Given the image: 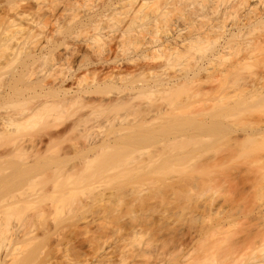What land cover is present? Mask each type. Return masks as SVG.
Masks as SVG:
<instances>
[{
    "label": "bare ground",
    "instance_id": "6f19581e",
    "mask_svg": "<svg viewBox=\"0 0 264 264\" xmlns=\"http://www.w3.org/2000/svg\"><path fill=\"white\" fill-rule=\"evenodd\" d=\"M148 36L150 38H148ZM61 45L64 46L63 50L70 49L75 54H79L80 60H78V57H76L73 60L72 66H69L68 72H64L61 67L64 62L66 63L65 60L67 59L66 56H63L64 52H59L57 50V48L59 49V46ZM256 51L260 52V57H258V55L256 56ZM116 52L124 53V61L121 60L124 62L123 64L118 62L120 61L119 58L116 59V56L119 55L115 54ZM121 53L120 55L122 56ZM156 59H159L163 62L160 63L161 61L158 60V63L161 65H170L172 68L176 66V71L174 72L173 70L172 74H166L165 72L163 73L161 70L160 73H157V70L155 72V68L159 65L156 63L157 61H154L153 63V60ZM86 60L88 63L84 62ZM111 62L113 66H111ZM116 62H118V64H116ZM86 63L88 65L89 63H92L94 64L93 66H95L94 68L92 67L93 70L91 69L92 75L90 76H92V78L89 79L84 73L88 70ZM256 63H260L264 67V0H0V171L3 172L5 170L11 169V173H9L10 171L7 172L9 173L7 175L6 173H3L5 175L0 177V197L2 198L8 193L10 194L11 191L13 193L16 189L18 190V187L19 189L23 188L24 186L22 185H26L28 181V184L36 183L34 181L35 179L33 178V180H29V177L37 175L29 176L30 173H36V170H34L35 167H26L21 169L20 164H26L28 162L35 163L53 158H57L58 160L59 157L63 158V156L64 158H59L60 160L58 161H61V159H71V156L68 158L69 156L67 155H72V157L75 158L76 164L77 161H79V165L81 162L80 166H82V168L84 167L83 165L87 164L85 166V170H83L84 168H81L80 171H78V173H83H81L79 176L77 175V177L75 175V178H73L71 181L75 186H80V189L83 188V191H86V189H84L85 187L83 186L86 184L87 191L88 185L92 186V190L95 189V187L93 188L92 180L99 176H101L99 177L101 179L105 172L110 169L113 170V168H117L119 171V174L116 178L119 180L120 186L117 185V188L119 187L122 189L125 186L123 181L131 183L135 182L136 187H133L132 189H136V192L139 191L141 184L143 185L145 184V181H151L154 179L150 178L152 175V177H154V172L158 171L157 173L159 175H156L160 176V173H166L165 170L161 171L163 168L165 169L167 166L171 168L173 165L175 166L178 160H183L184 157L178 158L175 156V158H173L174 156H172V154V158L169 156L170 151L172 152L171 147H174L173 145H176L173 148V150H175V148L179 146L178 142L181 143L183 139L185 141L189 139L190 141L186 142L189 145L188 142L191 143V140L193 141L194 139L195 143H198L202 137L208 135L210 138H208V136L202 138L204 144H206L204 140L206 138L212 139L215 136H220L221 133L226 134V132L229 135L230 133L228 132H230V130L225 131L224 126H226V129L234 128L231 126H233L236 121L231 120L234 123L233 125L228 121L231 114L230 112H236L238 107L242 106L239 104L240 102H248L247 97H242V95L245 94V91L246 93H251L253 97L259 96L255 97L259 98L257 99L259 101L256 104L253 103L256 99L249 102H252V104L255 106L258 105L256 109L261 110L260 107L264 106V71L260 70V73L251 71L252 69H255L252 68L253 65L257 67ZM98 64L101 68L98 67ZM81 67H86V71L84 70L83 72L84 74L82 73L80 75L78 74L79 76H74L76 75L74 71L79 69L81 70ZM158 67L161 66L159 65ZM72 68L73 70H71ZM243 68L252 69L249 70V73L246 70L244 73ZM242 73L247 75L243 76L244 74ZM32 75L34 76L32 77ZM73 76L75 77L74 80H71V83L73 82V86L71 84H67L68 86H65L67 80L71 79ZM144 76L147 77V79L144 78L145 80H143ZM239 80L244 82L245 86H243V88L248 87L246 90L244 89V91L243 88L239 86V88L244 91L242 95L240 91H236L238 93L233 91V94L231 92L233 88L230 89L231 91L229 90L230 93L224 91L222 92L221 90H224L225 88H222L221 86L222 89H220L219 87L224 82V86H227L228 82L233 83V81L237 82ZM226 82L227 85H225ZM201 83H207V85L210 84L211 86L209 89H206V85L204 87L206 90L202 88L204 91H201ZM234 84L235 83H233V85ZM188 85H190V89L193 88L194 85L199 86V91L197 89H195L196 92L194 91L195 98H192H194L195 101H198L199 105H201L200 103L204 101L203 104L205 103V105L203 107L196 105L198 103L193 102L192 98L189 99L190 97L188 96H192L193 94L191 91L189 92L190 89L187 88L189 87ZM182 86L183 89L187 88L188 90L186 89L187 91H185L191 93V95L186 96L188 93L184 92L183 89L181 92H179L178 88H182ZM228 86L226 88L229 89ZM112 89H114V92ZM238 89L236 88V90ZM225 90L228 91L227 89ZM103 93H105V96H103ZM157 93L158 95L161 94L159 97L162 96L163 98V95L167 97L170 96L171 93L173 95L178 93L182 95L186 93V95L181 96V98L180 96L178 97L177 102H174L177 107H175L173 110L172 108L168 107L169 104L166 106L164 103H156L157 101H154V103H149L148 101L147 103L146 100L147 104L145 105L141 103V100L138 102V97L141 98V95H144L143 97L146 98L145 96L147 95H155ZM215 93L217 94L216 96ZM106 94H109V96L106 97ZM197 94L202 96L201 98L203 101L199 100L200 96L196 98ZM203 94L205 96H203ZM249 94L248 96L251 97ZM173 95L171 96L173 97ZM206 95L208 97H206ZM210 95L213 97L211 98ZM233 95L235 97L238 95L243 98H240L241 100L239 99V103L237 102L238 99H232V101H236V103L234 101L236 106H234V104H231L230 106V103H228L231 101V97H234ZM187 97L188 101L192 103H188L187 101L183 102V98L186 100ZM149 98L150 96L148 97V100ZM224 98L230 101H223ZM164 100L166 103L170 102V100ZM217 101L219 103L220 101H223V104L226 102L227 105H229L225 106V104L222 105L221 103L218 104L220 105V108H217L219 106L214 105L215 102L217 104ZM232 101L231 103H233ZM260 101H263V106L261 105L259 107L258 103H260ZM178 102L180 104L181 102H183V104L187 102L191 106L189 109L193 108V106L197 109H200L197 111V109L194 110L193 108L192 110L195 112L190 110L192 111L191 113L187 109V103L186 105L184 104L186 106L185 108L183 104L181 106ZM178 104L180 107H184L185 109L179 110L180 108ZM173 105L174 104H172L171 107H174ZM221 105L224 106L222 107L223 109L221 108ZM110 106L115 107L114 109H125V112L118 117L108 119V125L106 127L107 130L103 129V131H98L96 127H99V124L92 122L94 118L90 116L92 114L94 116L95 113L101 109H106V107L111 108ZM235 107L237 108L236 110ZM216 108L222 109L223 112L226 111L225 114L227 113L229 118L227 117L228 115H226L225 121L224 119H220L224 118L225 115L222 110L217 111ZM241 108L238 109V113H241L243 109ZM175 109L177 111L185 110L188 111V113L184 111L185 114L183 112H179L178 114ZM230 109L232 111H230ZM263 109L264 108H262V110ZM172 111H174V113H172L174 114V117H171ZM193 112L194 114H199L201 112L202 115L204 114V117L201 119L202 115L201 117L199 115V118L189 114H193ZM180 113L184 115L181 114L182 116L178 117L177 114L180 116ZM238 113L236 112L235 114L238 115ZM235 114L232 118L235 117ZM96 115H98V113ZM205 118L207 122L205 121ZM223 122H226V124ZM156 124L157 126H155ZM227 125H231L229 126L230 128H227ZM74 130L75 132L82 134L79 135L76 133V135L78 134L79 137L77 139H79L80 142L79 140L75 141V136L73 143L71 142L72 144H68L69 147L66 148L68 150H66L65 147H63L65 151H63V149L61 150L60 148H56L54 151L55 155L53 157L47 155L45 150L47 148L46 146L45 149H42L44 148V145H42V147L39 146V143H42V140H44L42 139V136H45V144L47 145L52 141L62 138L66 132L70 131L69 133H73ZM95 130H97V133ZM252 130L250 131L251 133L244 131L247 135L241 133L244 134L242 135L241 139L244 140L241 142L242 144L237 143L239 139L235 135L238 134H231L232 137H236L234 138L235 140L237 139L236 141H234L233 138V141L231 140L232 142L229 140L231 135H226V138L229 137V139L224 137V140H229L231 142L229 143L231 146L237 147L235 143L242 146V150L238 149V154H251V150L253 149L254 151H257L260 150L259 148H264V142L259 143L255 138V136L259 134H264L262 133L264 132V126L259 128L260 132L257 131L258 129L254 130L253 132ZM91 131L93 133H91ZM189 132L194 133L193 135L201 134L198 136L201 138L198 139L196 136H194L196 139H192L190 136L192 134ZM26 137L28 138V141ZM80 138H83L84 140L81 142ZM262 140L264 139L262 138ZM203 141H201L202 144ZM206 141L210 143L212 140L210 141L206 139ZM159 142L161 143L159 145H162L163 147L166 146L164 147L167 150L166 152H168V149L170 148V151L168 152V156L170 158L167 159L166 156H163L164 161H162L160 159L162 157L155 156L158 154H155L154 158L150 156L153 155V153L148 154L151 157L150 158L147 156V158L149 157L150 161H147L148 159H141L142 161L140 162H144L143 160L147 161L148 163L151 162V165L149 164L151 170L147 166V172L146 170L144 171V169H140V167H145V165L148 163L141 165L140 162H135L136 159L133 161V153H135L136 158V156L139 155L141 149L146 150L145 148H148L150 145L154 146L155 143V147H157L156 145ZM171 142L174 144H170L168 146V144ZM163 147L159 149H161L163 155H165V150ZM138 150L139 152H137ZM144 150L141 151L144 152ZM246 150L248 151L246 152ZM232 151H230V153L234 154V151ZM241 151H244L245 153H241ZM144 154L142 153L140 155L143 156ZM142 156L137 159L140 160ZM144 156H146V154ZM156 157L159 158L158 160L161 162L155 159ZM151 159H154V162H152ZM223 159L221 160L223 161ZM155 160H157L160 165ZM132 161L133 163L135 162V165H137L136 163L140 164L135 166ZM173 161L176 163L174 164ZM1 163H3V165H1ZM4 163L7 164V167L6 164L4 165ZM82 163L84 164L82 165ZM186 163H188V161ZM186 163L178 162L179 166H176L180 167L181 164L183 166L181 168L183 169L185 166L186 168L188 167V170L186 169L187 174H189L188 172L193 174V169H195V167L198 169H195V175L201 172H204L203 175L205 174V167L203 168L205 171H199V169L202 168V163L200 164V168L198 167V164H195L194 167L192 165L193 163H189V165H186ZM129 164H133L135 167ZM156 165H158V167H155V169L152 168ZM190 166H192V170L190 169ZM208 166L210 167V165ZM74 168L75 166L72 168V170H76ZM170 168L168 169L169 171L174 169ZM181 168L180 171L182 170ZM77 169L79 170V168ZM114 170L111 173L108 171V174H112L113 176L116 174H114V172L118 173L117 170ZM149 170L151 173H149ZM159 170L161 171L160 173ZM175 170L177 169L175 168ZM177 171L180 172L179 170ZM75 172V174H78L77 171ZM196 172L198 173L196 174ZM180 173L185 174L186 171L183 170ZM149 174H151V176ZM71 175H73V172H71ZM106 175L105 177H107ZM143 175L147 177L146 180ZM189 175L185 174L184 176L188 177ZM112 176H109L110 178L108 177L110 182ZM190 176L192 180L195 177L193 175ZM116 178L114 177L113 179L116 180ZM100 179L95 180L98 181ZM180 179L184 181L182 177L176 179L178 184ZM157 180H159L157 181L158 183L155 182L154 179V181H152L153 185L151 184L147 187L152 186L154 188L155 185H157L156 188H159L157 190L161 191L160 188H164L163 185L167 186L169 183L165 182L163 185H161L162 182L160 179ZM194 180L196 181V177ZM90 181H92V183H90ZM138 182H140V184ZM67 183L68 185L70 184L69 180L66 179L64 182H61L57 185L61 191L60 196L63 198L67 196H64L65 193H63ZM174 184L172 185L173 187L175 186ZM122 185L124 186L121 187ZM200 185L201 184H199V186ZM151 188H149L150 191ZM203 189L206 190L207 187L206 189L202 188L200 190L204 191ZM89 190L92 191L90 188ZM144 191L149 192V190L146 191L145 189ZM155 191L152 193L154 194ZM76 192L78 193L79 191ZM92 192L89 194L86 192L88 197H90ZM96 192L95 194H98L100 191L97 193ZM157 192L159 191H156L155 194ZM152 193H150V195ZM69 194L71 193H68V196ZM155 194L152 198L155 197ZM73 196L74 195L70 196V199L66 197V200L68 199L67 202H71V205L73 200L76 204L75 196H77V194L74 197ZM27 197L28 196L26 195V198ZM44 197L45 199L48 198L46 195ZM21 198L24 197H17V200L20 199L19 202H21ZM26 198H24V200ZM29 198L31 197L29 196L26 200H29ZM32 198L36 199L35 197ZM57 198L56 201H59ZM77 198L78 197H76V199ZM90 198L94 199L92 195ZM139 198L141 199L140 196ZM34 199L33 202L35 201ZM41 199V197L38 199L39 202ZM54 199L55 198H53L51 201H54ZM15 200L12 203H14ZM61 200L63 205L66 206V204H68L65 203V199ZM30 201H26V203L23 201L24 203H20V205H22H17V207H6L7 203L10 204L9 201H7L5 204L1 203V207L5 206L6 208H0L2 211L5 210L4 212H1L0 210V219L2 218L3 220L0 222L2 224L0 225L2 228L0 230V264H202L201 262L203 256L200 257L201 259L197 258L199 257L197 256L195 260V258H189L185 252L174 257H172L173 255H170V257L169 255L165 257L166 254H163L164 256L159 255V257L156 259H151L153 261H149L147 259L142 260V258L148 253V244L146 245L148 249L146 247H142V245L135 246L133 248L128 246V248V244L123 239V237L126 235V232L129 233V230V237L130 239L133 237V241L138 237L139 234L142 233L143 230L140 226L142 224L140 222H143L142 218V220L137 221V223L139 222L140 225L136 222V224H134L132 221V223L128 225L129 227L126 226L130 229L128 230L126 228L128 231H126L125 234L122 233L120 237H123L118 238L120 240L117 239L119 242H114V244H118L111 245L112 243H110L111 247H107L109 245L107 242V237H109V235L102 233L107 235L105 237L107 239L104 238V240H102V237L105 235H98V231V234L97 232V235L95 234V231L100 228H96V230H90L88 228L91 226V223L92 226L93 224L96 225V223H93L94 221H87L88 223H86L85 226H81V228H77V226H75L73 229H71L72 226H69L70 221H68V219H71L72 221V216H75L73 219H75L76 222L73 220L74 222L72 221V223H75L73 225H77L79 223L78 221L84 222L86 217L83 216L85 218H83V220L81 219L82 214H80L79 218V216L77 217V211H72V213L70 212L72 215H70V213L67 216L64 215L65 213L63 214L65 217H68L67 219L64 216L62 217L61 212L59 213L55 210L53 211V209V212L51 209H43V206L37 208L38 205L36 206L37 209H35V205H33V212H29L28 208L30 205L28 202ZM78 201L80 204L81 201L79 199ZM145 201L146 199L143 201V203ZM12 203L10 206H13ZM79 204L76 205L79 206ZM81 205L84 207L89 206L88 204L83 205V203H81L80 207H82ZM78 206H75V208ZM108 211H106V213ZM114 212L115 211L112 212L113 216ZM102 214L103 213H101V215ZM51 215L53 221L50 222L48 220L49 218L51 220ZM111 215L106 214L105 216L110 217ZM100 216H98L97 219H99ZM103 216L104 215H102V218L105 217ZM136 216L137 215L135 214V218ZM13 218L20 221L18 222L19 224ZM57 218L59 221L61 220L60 218L67 219V221L62 219L60 222H58ZM122 218H120V222H123L121 221ZM145 218L146 224L147 217L145 216ZM10 219L12 222L14 220L13 224L15 225V223H17V226H13V224L11 225V229L13 230L14 228L13 231L10 229L13 234L11 233L10 237L8 236L7 238L6 233H10L7 232L10 231V227L8 226L10 224ZM62 221H65V223ZM150 221L153 222V220L149 219L148 222ZM166 221L165 226L167 224ZM107 222L104 223V225L109 223ZM117 222H119V220ZM157 222V227L164 224H159L161 223L160 220ZM129 223L127 222V224ZM60 224H63L62 227ZM64 225L66 227L68 226L67 231L68 228H70L69 233L66 231ZM142 225H144V222ZM101 226L102 225L97 227ZM151 226L152 224L149 226L150 229L154 227ZM163 226L159 228V230L163 229ZM138 227L142 231L139 230ZM123 228L125 229V226ZM63 229H65V233L63 232ZM117 229H119V227ZM150 229L144 230V232H148ZM92 230H94V233H92ZM102 231H104V228ZM153 231L154 230L150 231L149 234L151 232L153 233ZM89 232L93 235L90 236ZM160 232H158V234ZM87 233L89 236H85L86 239L82 240V238H84L83 235H87ZM81 235L83 236L82 238H80ZM77 238L79 240H77ZM125 238H128V235ZM129 242L130 244H134L132 241ZM6 246L8 251H2L4 247L7 249ZM177 247L175 248L177 249ZM180 249L181 246L178 250ZM89 254L91 255V258L94 257V259H96L95 263L89 262ZM150 256L151 254H147L148 258H150ZM6 257L8 258L5 259ZM251 264H264V254L262 253L259 257L256 256L254 259H252Z\"/></svg>",
    "mask_w": 264,
    "mask_h": 264
},
{
    "label": "rangeland",
    "instance_id": "374dc122",
    "mask_svg": "<svg viewBox=\"0 0 264 264\" xmlns=\"http://www.w3.org/2000/svg\"><path fill=\"white\" fill-rule=\"evenodd\" d=\"M257 4H259V3H257ZM148 38H150V37L148 36ZM63 47L64 46L61 45V46H59V49L57 48V50L59 52H64L63 53V56H66L67 57V59L65 60L66 63L64 62L63 65H61V67H62V69H63L64 72H68L69 71L68 68H69V66H72L73 60L76 57H78L77 58L78 60H80V59H79V54L78 53L75 54L70 49L63 50ZM120 53H118V52L115 53L117 55L119 54L118 55L119 57L116 56V55H114V56L117 57L116 59L119 58V60H120V61H118L119 63L121 62L123 64L124 62H122V61H124L125 56L123 57L124 53H121L122 56L120 55ZM255 53H256V56L258 55V57H260L259 56L260 55V52L256 51ZM158 60L159 59L153 60V63H154V61H157L156 63H158ZM159 61H161V60H159ZM84 62H87V60L84 61ZM118 62H116V64H118ZM87 63H86V65H87V69L88 70L86 71L85 70L86 67L82 68L83 67L82 66L81 67L82 68L81 70L79 69L77 71H74V73L76 74L74 76H77L78 74L79 75L82 74L84 72V70H85L86 72H84V73L86 74L87 78L88 79L89 78H92V76H90V75H92L91 69L93 70V68L95 66H93L94 64H92V63H89V65ZM160 63H163V62L161 61ZM110 64H111V66H113L112 65V62ZM259 64L256 63L257 67L255 65L252 66V68H255V69H252V68L244 69L243 68L244 71L243 70L242 71L244 73H245V70L249 73L250 72L249 70H251V69H252L251 71H256V72H259L260 70L261 71H264V67L261 64L260 65ZM159 65L161 67H158ZM159 65L157 66L158 68L157 67L155 68V72L157 70V73H160L161 71H163V73L165 72L166 74H172L173 70L175 72L176 71L175 68H177L176 66L174 68H172L170 65H166V64L165 65L162 64L163 66L161 64H159ZM90 66H91V68H90ZM164 66H166V67H164ZM98 67L101 68L99 64H98ZM71 70H73V68ZM105 70H106V68H105ZM242 71H240V72H242ZM88 73H89V75H88ZM244 73H242V74H244ZM246 75L247 74H244L243 76H246ZM33 76L34 75H32V77ZM74 76L72 78L70 77L71 79H68L67 82L65 81L66 82L65 83V86H68L70 84L72 85L73 82L71 83V80L72 79L74 80V78H75ZM145 76L143 77V80L147 79V77H145ZM242 80L241 81L239 80L240 82L239 81H237V82L236 81H233V83H235L234 85H233L232 82L231 83L228 82V85L231 84L230 86H228L227 85V82H226L225 85H227L229 87V89L226 88L227 86H224V83L225 82L222 83V85H220L219 87H220V89H222L224 87L225 89L228 90V91H226L225 89L224 90H221L222 92L224 91V92H227V93L229 92L230 93V91H231L230 89L233 88L232 91H231L233 94L236 91H238V92L240 91L241 92V95H242L243 92L246 90V88H248V87H244L243 88V86H245V85H244V82H242ZM201 84H202L203 87L200 85V87H201L200 90L202 91L203 90L202 88H204L207 85V83L206 84L205 83H201ZM208 85L205 87L206 89H209L210 86H211L210 84H208ZM188 86L189 87H187V88L190 89V85H188ZM221 86H222V88H221ZM239 86L242 87L243 90L244 89L245 90L243 91L241 88H239ZM235 87L237 89L238 88L239 89L236 90ZM187 88L183 89V86H182V88L181 87L178 88V91L181 92V90L183 89L184 92H186L188 90ZM193 88H191L189 90V92L191 91V93L194 95L195 92H196L195 89H197L199 91V86L198 85H194ZM234 88H235V90H234ZM113 90L114 89H112V91ZM189 92H186V93H188L187 95H186V93H184V94L181 93L182 95H180V93H178L179 95L178 94H174L173 95L171 93L170 96L173 95L174 99H173L172 96L171 97L170 96H167L166 97L165 95H163L164 98L162 96L159 97V95H161V94L158 95V93L155 94L156 96L158 95L157 97L154 94L153 95H147V96H145L147 99L143 97L144 95H141L142 96L141 98L138 97V99H139L138 102H140V100H141V103L145 105V104L148 103V101H149V103H151V102L154 103V101H157L156 103H159V102L160 103H164L166 106H168L167 104H169L168 107L172 108V110H173L175 107H177V105L174 102H177L178 97L180 96V98H181V96H184V95H186V96L191 95V93H189ZM238 92H236V93H238ZM201 93H199V94H201ZM104 94L105 93H103V96H105ZM217 94H218V92H217ZM217 94L215 93V96ZM248 94L249 93H246V91H245V94L242 95V97H245V98L247 97V100H248V102H245L246 100L244 101L245 103L242 102L244 104V106H243V104L241 102L239 103V101L241 100L240 98H242L241 96H238L237 95L238 97L237 96L235 97L233 95L234 97H231V99H230L231 101H232V99H238L237 102L240 105H242L241 107L243 109L241 107H238L237 106L238 109L239 108L242 109L241 113H238V109L235 107V110L237 109L236 112L238 113V115L235 114L236 113L235 111L234 112H230L231 113L230 114V118H229V115L227 113L225 114L226 111L224 110L225 112H223V110H222L223 109L222 107H224L222 105H224V104H225V106H228L229 105V104L227 105L226 102H224V104H223V101H230V100H227V99L224 98L222 102L220 101V103H219L217 101V104H216V102L214 104L216 106H219L217 108H220V105H218V104H221L222 103V105H221V108L222 109H217L216 108L217 111L222 110V112L225 115L224 118H220V119H222V120L224 119V121H225L226 115H228L227 116L229 118L228 121L231 122L232 125L234 123L231 120L236 121L233 126L229 125L231 127H234V128H232L233 130L228 125H227V128H230V129H226V126H224V128H225V131H227V130L229 131L230 130V132H228V133H230L229 135H231L232 133L234 135L235 134H238V135H235V136H237V138L239 139V141L242 139V135L246 134L245 132L251 133L250 131L252 129H253L252 132L254 130H256V129H258L257 131H259V128H261L262 126H264V109L262 110V108H264L263 101H260V103H258L259 104V107L263 104L262 105L263 107H260L261 110L256 109L258 105L255 106L254 104H256L259 101V100H257L259 98H255V97H259V96L253 97L251 95V93H250L249 94V95H251V97H250V96H248ZM110 95H111V93H110ZM175 95H176V97H175ZM193 95L192 96H188V97H190L189 99H191L192 97L195 98V95L194 96ZM201 95H198L197 94L196 95V98L200 96L199 97V100L200 101H203L202 98H201L202 97ZM212 95H210L211 98L213 97ZM239 95H240V93H239ZM108 96H109V94L106 97H108ZM149 96H150V98L148 100V97ZM151 96H153L154 98L151 97ZM203 96H205V95L203 94ZM263 96H264V94H263ZM168 97H170V98H168ZM188 97L186 98V100H185V98H183L184 100L183 99H181V100H183V102L184 101H187L188 103H192V102H189L188 101ZM206 97H208V96L206 95ZM206 97H204V98H206ZM252 97H253V99H252ZM194 98H192L193 99L192 101L193 102H197L198 104H196V105H199V102L198 101H195ZM157 99H159V100H157ZM164 99H166V101H169L170 100V102L166 103ZM171 99H172V101H171ZM146 100H147V103H146ZM163 100H164V102H163ZM231 101L228 102V103H230V106H231V104H234V106H236L235 105L236 101L234 100L235 103H234V101H232L233 103H231ZM249 101H254L253 102L254 104H252V102L250 103ZM183 102H181V104L179 102L178 103L182 106ZM203 102L200 103L202 105V106L199 105L200 107H203L205 105V103L203 104ZM186 103H184V104L186 105ZM246 103H249V104H246ZM172 104H174L173 105L174 107H171ZM184 104H183V106L186 108V106ZM180 105H179V108H180L179 110L185 109L184 107H180ZM194 105H195V103H194ZM246 106H247V108H246ZM254 106H255V108H254ZM189 107H191V106L188 104L187 109L189 111L192 110L193 108H194V110L197 109L194 106H193V108H190V109H189ZM232 107H233V105H232ZM108 108L106 107V109L104 108V110L101 109L100 111H98L97 112L98 115H96L97 113H95L94 116H93V114L90 116V117L94 118V120H96V121L93 120L92 122H95V123L99 124V127L98 126L96 127V129H98V131L99 130L100 131H103V129H106L107 130V128H106L107 125H108V121L107 120L108 119H113L114 117H118L119 115L124 114V112H125V109H122V108H118L120 110L114 109L115 107H111V108H109V110H108ZM176 109H178V108H176ZM198 109H200V108H198ZM198 109H197V111H199ZM231 109H230V111H232ZM179 110L178 111L176 110L178 112V114H179V112H183L184 114H185V112L188 113V111H185L184 110L185 111L184 112V111H179ZM194 110H192V111H194ZM83 111H85V110H83ZM192 111H190V112L192 113ZM194 112H193V114H191V113H189V114L190 115H194L196 117H199V115H200V117H201V115H202L201 112H200L201 114L200 113L199 114L198 113L197 114H194ZM222 112H221V114H222ZM172 113H174V111H172L171 114ZM178 114H177L178 117H181L182 115H184V114L180 113V116H179ZM234 114H235V117L232 118L234 116ZM203 115H202L201 119L204 117ZM168 117H170V116H168ZM171 117H174V114H172ZM92 118H90V119H92ZM205 121H206V118H205ZM226 121H227V119H226ZM228 121H227V124H228ZM65 122H67V121H65ZM224 124H226V122ZM155 126H157V124ZM234 129H235V131H234ZM76 131H78V130H76ZM95 131L97 133V130H95ZM69 132H66L62 138H60L58 140H55V141H52L51 143H48L47 145L45 144V142H46L45 136L44 137L42 136V139H44V140H42L43 141L42 143H39V146L42 147V145H44L43 146L44 148H42V149H45V146H46L47 148L45 150H46L47 155H49L50 157H53L55 155L54 151L56 150V148L57 149L60 148L61 150L63 149V151H65V149L68 148L69 145L73 143V140L75 138H76L75 141L79 140V139H77V138H79L78 137V134L79 135H82V134H80L78 132H75V130L73 132L75 134L69 133ZM76 133H78V134L76 135ZM91 133H93V132L91 131ZM189 133H191V132H189ZM241 133H244V134H241ZM262 133H264V132H262ZM191 134L193 135L194 133H191ZM221 134H220L221 137L218 136L219 137L218 138V137L215 136L214 137L215 139L212 138V137H211L212 139H208L210 137L207 135L208 138H206V139L207 140H210V141L212 140L214 142L213 143L211 141L212 142V143L210 142L211 144L209 142H207L206 139H204L205 142H206V144H204V141H203L202 138H205L207 136L201 138V137H198L201 134H199V135L196 134V135H193V136L190 135L192 137V139L193 138L196 139V137L198 139L201 138L202 140L201 139L200 140L203 141V144L201 143L200 140L198 141V143L197 142L195 143V141L193 139L194 142L191 140V143L188 142L189 143V145H188L186 142L187 141H190V140L187 139V141H185L183 139V141L181 143L183 144L184 147L182 146L181 143L178 142L179 146H177L175 148V150H173V148L176 145H173L174 143L171 142V143L168 144V146L171 144L174 147L172 148L170 146L172 152L169 150L170 148L168 149V152L170 151V155L168 154V152H166L167 150L164 148L166 146L163 147L162 145H159V144H161L160 142L157 143V145H156L157 147H155V144H156L155 143L154 146H151L150 145L148 148H145L146 150L141 149V150H144V152H142L139 149L140 152H139V150L137 151V152H139V155L142 154V153L144 154L145 151H146V153H145L146 156H144L145 154L143 156L140 155V156H142L140 158V160H138L140 156L137 155L138 157L136 156V158H135V153H133L134 158L132 160L134 161V159H136L135 162H140V161H142L141 159H145V160L148 159L147 161H150L149 160V157L152 156V158H154V155L155 154H158V155H155L157 157L158 156L162 157V158H160L162 161H164V157L165 156H166L167 159L170 158V157L172 158V156H174L173 158H175V156L178 157V158L179 157H181V158L182 157H184V158L186 157L185 159L183 158V160H178V162H180V163H183V162L186 163L188 161V163H186V165L187 164L189 165V163L190 164L193 163L192 165L194 167H195V164H198L199 165L198 166L199 168L202 166V168H200L201 170L199 169V171H205V169H203V168L204 167L206 168V171H205V174H204L205 176L203 175L204 172L203 173L202 172L201 173L196 172V174L198 173L197 174L198 177H197V175H195V173H194L195 172V169H197L196 167H195V169H193V171H194L193 174L191 172H188L189 174L191 173L190 175H193V176L196 177V181L194 180L195 177L194 178L192 177L193 178V180H192L191 179V176L189 174H187L188 167L186 168V166H185V168L183 169V168H181V167H183L181 164H180V167H178L179 166L178 162L176 163V162L173 161L174 164L175 163L176 164L174 166L173 165V162H172V165L173 166L171 168H174V169H172V171H169L168 169L170 167L167 166V168L169 167L168 169L167 168H165V169L163 168L161 170V171H164L165 170L166 173H160L161 171L159 170L160 176H158L159 175L157 173L158 171L157 172H154L155 173L154 174V177H152L153 175L151 176V174H149L151 176V177L150 176L149 177L151 179L154 178L155 179V182L159 181L157 179H160V181L162 182V184L160 182L161 185H163V183H165V182L166 183L169 182L167 184V186L165 185L167 188L164 185H163L164 188H160L161 191L160 190H157V189H159V188H156L157 185H155V187H154L156 189H154L152 186H151L152 188L150 186L147 187L148 185H151L152 184V181H154V179L151 180V181H148V180L145 181L144 182L145 184H143V185L141 184V188L137 192L135 191L136 189L135 190L132 189L133 187H136V183L135 182H132L131 183V182L123 181L125 183V186L122 185L121 187L124 186L122 189H120L119 187L117 188V185L120 184L119 180H117V178H116L117 175L119 174V171L117 170V168L116 169L113 168V170L115 169L114 171H116V170L118 171V173L117 172H114V174L116 173L115 174L116 176L115 175L112 176V174H108V171L111 170L110 169L107 172H105V174L102 175V178L101 179L99 178L101 176L95 177L94 180L95 179H100V180H98V181L95 180L96 182L94 180H92L94 184L92 183V181H90V183H92V185H93V188L95 187V189H93L94 191L92 190V186L88 185L87 186L88 187V191H87V188H86V185L87 184L86 185H83L85 187L84 189H86V191L84 190L85 191L84 192L83 191V188L80 189V186L77 185L79 187L78 188L77 186L74 185L73 182H71L72 179L75 178V175L77 177V175L79 176L81 173H83V172L78 173V171H80V169L82 168V166H80L81 165V162H80V165L78 164L79 161H77V164H76L75 158L72 157V155H67V156H69L68 158H70V156H71V159H64V160H62L64 158V156H63V158L62 157H59V158H62L61 161H58V160H60L59 158H58V160H57V158L56 159L53 158V159H50V160H42V161L35 162V163L28 162L26 164H20V168L21 169L26 168V167H35L34 170H36V173L35 174L34 173H32V174L30 173L31 175L29 174V176H33V175H36V174L37 175L36 176H33V177H29V176L28 177H29V180L32 179V178L35 179L34 181L36 183L28 184L29 181L27 182V180H28L27 179L26 180V182H27L26 185H22V186H24L23 188L19 189V187H18V190L16 189L13 193L11 191L10 194L8 193L9 195L7 194L6 196L2 197L4 199H2L0 197L1 198V200H0V208L3 209V207H4V209H5L8 206L9 207H15V206L17 207V205L19 206L20 203H22L23 201L26 203V201H30L32 199L31 200L32 202L31 201L28 202V204L31 206V207L29 206V208H28L29 209L28 210L29 212H33V210H34L33 209L34 208L33 205H35V209H37L38 207L40 208V207L43 206L42 207L43 209L44 208H46V210L47 209H49V210L51 209V211L53 209V211L55 210V211H57L59 213L61 212L62 217L64 215H66V216L69 215V213L70 212L72 213V211L73 212L77 211V217L79 216V218H80V214H82L81 215L82 216L81 219H83L84 218L83 216H85L86 219L85 218L84 219L86 221L83 219L84 222L78 221L79 223L78 224L76 223L77 225H73L75 223H72V221L74 220L76 222V220L73 219L75 216L74 217L72 216V221H71V219L69 220L68 217H65L64 216L65 218L68 219V221H70V225L69 226L70 227L72 226L71 229H73L75 226H77V228L78 227L81 228V226H83V225L85 226L86 223H88L89 221L90 222L91 221H94L93 223H96V225L93 224V226H92V223H91V226L92 227L89 226L88 228L90 230L91 229H95L96 230V228L97 229L100 228V229H98V230L95 231V234L98 231L99 232V234L97 232L98 235H101V236L102 235H105V236L102 237V240H104V238L107 236L106 234H108L109 235V237H107L108 239L107 238H105V239H107V242L109 243V245H110V243H112L111 245L118 244V243H115L114 244V242L115 241L116 242H119V241H117V239L118 238H122L123 236L120 237L122 235V233L125 234V232L130 229V228H128L129 227L128 225H130L132 223V221L134 222V224H136L137 221H140V220L143 219L144 225L145 226L147 225L146 227L144 225H142L143 224L142 221L140 222V223H142L141 225H140L139 222L137 223V224H139L142 227V230H143L142 231L139 228L140 226L138 227L139 230L142 231V233L139 234L140 236L138 235V237L135 238L134 241H133L134 238L131 237V239L133 238L131 240L130 237H129V234H130V230H129V233L126 232V235H125V237H127V235H128V238L123 237L124 241L128 244L127 247L129 246V247L133 248L135 246H140V245H142V247H146L147 249L149 247L147 254H149V255L151 254L150 258H148L147 257V254H146L142 258V260L143 259H147L149 261H153L154 259H156L157 257H159V255L160 256H164L163 254H166L165 257L168 256V255H169V257H170V255H173L172 257H174L176 255H180V253L182 254V253L185 252L188 255L189 258H193V259L195 258V260H196V257L197 256H199L197 258H200V257L203 256L202 262H201L202 264H251L252 263V259H254L256 256L259 257L262 253L264 254V148H262V149L259 148L260 150L255 149L257 151H254V149H253V150H251V152H252L251 154L248 153L249 155L248 154L247 155H245V154H238L239 153V150H242V146H240L239 144H242L241 142L244 141V140H241L240 142L237 141V143H239V144L235 143L237 145V147H234V146H231V144H229V143H231L233 140L236 141L237 139L236 140L234 139L236 137L235 136L232 137V135H231V137L229 139V137L226 138V135L229 136L227 134V132H226V134H224V133L222 135ZM255 135H257V134H255ZM194 136H196V137H194ZM224 137L226 139H229L230 141L232 140V138H233V140L230 142L229 140H226V139L224 140ZM255 138H256V140L259 143H261V142L263 143L264 142V140H262V138L264 139V134L263 135L259 134V135L255 136ZM26 139L28 141V138L27 137H26ZM216 139H218V140H216ZM219 139H220V141H219ZM82 140H84V139L82 138L81 139V142H82ZM259 140H261V141H259ZM79 142H80V140H79ZM25 143H27V142H25ZM163 143H165V142H163ZM235 144H232V145H235ZM163 145H165V144H163ZM63 147H65V149ZM161 147L164 148V150H165V153L164 154L165 155H163V152L161 151V149H159ZM232 149L234 151V154L233 153L232 154L230 153V151H232ZM66 150H68V149H66ZM158 150L161 151L162 153L159 152ZM244 151H241V153L244 152ZM247 151L248 150H246V152ZM60 152H62V151H60ZM148 152H150V153H148ZM152 153H153V155H150V156L148 155V154H152ZM171 154H172V156H171ZM227 154H228V156H227ZM223 155H224V157H223ZM231 155H233V156H231ZM147 156H149V157L147 158ZM157 157L155 159L158 160L159 158H157ZM228 157H230V158H228ZM215 158L218 159V160H216ZM221 159H223V161ZM145 160H143L144 162H142V163L140 162L141 165L142 164L144 165V163H148ZM153 160L151 159L152 162H154ZM157 160H155V161L158 162L159 160L158 161ZM185 160H186V162H185ZM211 160L214 161V162H212ZM133 161H132V163H133ZM210 161H211V164H210ZM135 162L133 163L134 165H135ZM159 162H161V161H159ZM140 163H136V164L138 165ZM206 163L208 165H210V167ZM5 164L6 163H4V165ZM83 164L84 163H82V165ZM133 164H129V165H132L133 166ZM149 164L151 165V162H149L147 165H145V167L142 166L143 168L140 167V169H142V170L144 169V171L146 170V172H147V169H146V166H147L151 170V167H150ZM200 164H201V166H200ZM203 164H204V166H203ZM1 165H3V163H1ZM86 165L87 164L83 165L84 166L83 167L84 169L82 168L83 170L86 169V167H85ZM137 165H135V166H137ZM159 165H160V163H159ZM176 165H178V166H176ZM183 165H185V164H183ZM74 166H75L74 169H76V170H72V168ZM135 166H133V167H135ZM6 167H7V164H6ZM76 167L79 168V170ZM87 167H89V166H87ZM155 167H158V165H156V166H154L152 168L155 169ZM191 167L192 166H190V169H191ZM175 168L177 170H179V171H180V168H181L182 170L180 172H182L183 170L186 171L185 174L186 175H189L190 176V179H189V176L188 177L187 176H184L185 174H182V173L178 172L177 170H175ZM207 168H208V170H207ZM113 170H111L110 173L113 172ZM150 170H149V173H151ZM75 171H77L78 174H75L76 173ZM7 172L11 173V169L10 170H5V171L1 172L0 173V177L3 176V175H5L3 173H6V175L9 174ZM32 172H35V171H32ZM71 172H73V175H71ZM106 174H108L109 176H112L113 178L115 177L117 181L111 177V182H110V179H109L110 177L108 175H106ZM156 174H158V175H156ZM199 174H200V176H199ZM201 174H202V176H201ZM105 175L107 177H105ZM143 177H145V180L147 179L146 176L143 175ZM181 177H182V179H184V181L180 179L181 182L179 180V184H180L179 185L176 182V179H179ZM103 178H104V180H103ZM66 179L69 180V183L70 184L69 185H68V183L66 184V187H65V189L63 191V193H65L64 196L67 195L66 197L68 199H70V196H72V195L75 196L77 194V196H75L76 204H79L78 203L79 202L78 199H79L81 201V203H83V205L88 204L89 206H85L84 207V206L81 205L82 207H80V204L81 203L78 206V205L75 204L74 200L72 201V205H71V202L70 203L67 202L68 199L66 200V197L63 198L62 196H60L61 195V191L59 190V188L57 187V185L60 184L61 182H64ZM32 180H31V182H32ZM112 180H113V184H112ZM173 181H174V183L175 182L176 183L174 184ZM115 182H117V183H115ZM146 182H147V184H146ZM138 183L140 184V182H138ZM198 183L201 184V185H203V186H201V185L199 186ZM139 184H138V186L140 187ZM170 184H171V186L173 184L175 186L174 187L172 186L173 187L172 188L170 186ZM205 184H206V186H205ZM168 185H169V187H168ZM22 186H20V187H22ZM206 187H207L208 190L206 189ZM89 188L94 193L92 191H90ZM143 188L146 191L149 190V192L148 191H147L148 193L145 192ZM149 188H151V191L152 190L153 191L156 190V191H159L160 193L157 192L158 194L157 193L155 194V192H156L155 191L154 192L155 197L152 198L154 196V194L152 193L153 191L151 192ZM202 188H205L207 191L204 190V189H203L204 191H201L200 189H202ZM76 191H79V192L77 193ZM96 191L97 192L100 191V192L98 194H95ZM86 192L88 194L90 192H92V194H90V197L92 195L94 199L88 197V194ZM68 193H71V194H69V196H68ZM150 193H152L153 195L152 194L150 195ZM26 195L28 197L30 196L31 198H29V200H26V199H28V197L26 198ZM43 195L44 196L45 195L48 196V198L45 199V197ZM56 196L59 197V198H57ZM139 196L141 197V199L139 198ZM142 196H144V197H142ZM150 196H151V198H150ZM17 197H24V198H26L25 199L26 201L24 200V198H21L22 200H21V202H19L20 199L17 200ZM32 197H35L37 200L40 199V197H41L42 198L41 199L42 201L40 200V202H39V200H38V202H37V200L34 199V198H32ZM76 197H78V198L76 199ZM53 198H55L54 201H51ZM56 198L59 199V201H56ZM60 198L61 199H65L66 200L65 203H68V204H66V206L63 205V202H62V200ZM33 199L35 200L34 202H33ZM142 199H144V200L146 199V201L148 200L147 201L148 203L145 201L144 202L145 204H144L143 203L144 200H142ZM14 200H15V202L17 201L16 204H15V202L12 203ZM7 201H9L10 204L7 203L6 207L5 206H2L1 207V203L2 204H5ZM84 201L85 202L87 201L86 204H85ZM73 202H74L75 205L73 204ZM11 203L13 204V206H10ZM58 205H60V206H58ZM36 206H37V208H36ZM75 206H78L79 208L78 207L75 208ZM30 208L32 209V211H31ZM56 208H57V210H56ZM106 208H108V209H106ZM2 209H0L1 212H4L5 210L2 211ZM61 210H63V211H61ZM28 211L26 210L27 213H28ZM106 211H108V212L106 213ZM113 211H115L114 212V216L112 214ZM66 213H68V214H66ZM71 213H70V215H72ZM78 213H79V215H78ZM101 213H103L102 215H104V216L106 214L107 215H111L112 214V215L110 217H108V216L107 217L106 216L104 217L103 216L104 218H102ZM135 214L137 215L136 218H135ZM96 215H98V216L101 215V216L99 217V219H97L98 216H96ZM121 215H122L123 218L121 217ZM163 215L166 216V217L168 216V217L166 218ZM0 216H1V214H0ZM140 216H143V217H140ZM145 216L147 217V223L146 224H145V222H146L145 221V219H146ZM132 217H133V219L135 218L136 221H135V219L133 220ZM58 218H57L58 222H60L63 219V218H60L61 220L59 221ZM120 218H122L121 221H123V222H120ZM165 218L169 222H167ZM67 219H63V220H66L67 221ZM108 219H110L112 222L110 220H108ZM112 219L113 220L115 219L114 220L115 222ZM116 219H117V221L119 220V222L121 224L119 222H117ZM149 219L150 220H153L154 224H153L152 221L148 222ZM164 219H165V221L167 223L166 226L169 225L168 227L165 226ZM14 220L17 221V223L20 222L17 219H14ZM14 220H13V222H14ZM129 220H130V223H129ZM159 220L161 222L159 224L164 223L163 224L164 226L163 225H161L159 227L156 226V225H158V222L157 221H159ZM1 221H3L2 218L0 219V222ZM48 221H50V222L53 221L52 215H51V220L49 218ZM105 221L106 222L107 221L108 222L110 221V222L109 223L107 222L108 224H105L104 225V223H106ZM11 222L12 221L10 219V224L8 225L10 227L9 230L11 229V225L13 224V222L12 223ZM62 222L65 223V221H62ZM80 222H81V224H80ZM127 222L129 224H127ZM17 223H15L16 226H17ZM123 223H124V225H123ZM150 223L152 224L151 227L154 226L153 228H151L154 231H153V233L151 232L149 234V232L152 231L150 229V227H149L151 225ZM116 224H118L119 226L116 225ZM0 225H2V224L0 223ZM15 225L13 224V226H15ZM62 225H61V227H62ZM88 225H90V224H88ZM100 225H102V226L101 227H97V226H100ZM103 225H104V227H103ZM120 225H121V227H120ZM115 226L117 228L119 227V229H117ZM124 226H125V229L123 228ZM126 226H128V227H126ZM162 226H163V229L164 230L163 229H160L159 230V228H161ZM67 227L65 226L66 231H67ZM143 227H145V228H143ZM103 228H104V231H102ZM146 228L148 230L150 229V231H148V232L145 231L144 232V230H147ZM1 229L2 228L0 226V230ZM16 229H17V227H16ZM69 229L70 228H68V231H67L68 233H69ZM156 229H157L158 232H160L161 230L162 231L158 234V232L156 231ZM165 229H166V231H165ZM11 230L10 231H7V232H10V233H6L7 236L5 234V236L7 238H8V236L10 237V234L12 233V231L14 230V228H13L12 231ZM63 230H64L63 232L65 233V229H63ZM100 230H101V234H100ZM93 231L94 230H92V233H94ZM107 231H108V233H107ZM92 233H90V236L93 235ZM102 233H106V234H102ZM152 234H154V235H152ZM83 236H84V238H82ZM83 236L81 235V237H80V238H82V240L83 239H86L85 236L88 237L89 235L87 233V235H83ZM78 238H77V240L80 239V238L79 239ZM137 239H139V240H137ZM118 240H120V239H118ZM129 241H132L134 244L135 243L136 244L135 245L134 244H130ZM138 241H139V243H138ZM109 245L107 247H111V245L110 246ZM7 246H6V248H7ZM180 246H181V249L178 250ZM175 247H177V249ZM3 250H7L8 251V248L5 249V247H4V249H2V251ZM7 251H5V252H7ZM91 255H92V253H91ZM91 255L88 256L89 257L88 259H90L89 262L90 263H95V260L96 259H94V257L91 258ZM7 258L8 257H6L5 259H7ZM91 259H93L94 261L91 260ZM151 259H153V260H151ZM190 264H196V263H190Z\"/></svg>",
    "mask_w": 264,
    "mask_h": 264
}]
</instances>
